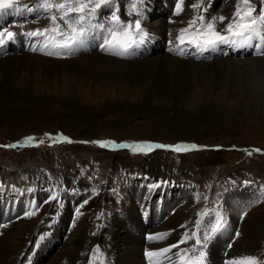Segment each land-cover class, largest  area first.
<instances>
[{
    "label": "rangeland",
    "instance_id": "374dc122",
    "mask_svg": "<svg viewBox=\"0 0 264 264\" xmlns=\"http://www.w3.org/2000/svg\"><path fill=\"white\" fill-rule=\"evenodd\" d=\"M212 1L214 6L209 7L213 10L218 0ZM231 1L233 7L229 5L223 9H235L238 6L235 0H224L226 4ZM23 3L35 4L39 8L41 0H15L14 5ZM255 6L253 14H264V5L262 13L258 5ZM45 12L49 16L52 14ZM153 13L154 10L148 13L144 30H159L160 33L164 31V24L158 20L154 24L155 28L149 24ZM222 15L223 10L220 17ZM102 22L106 21L102 19ZM42 23L47 28L51 27L50 19L43 20ZM34 24L36 27V22ZM17 29L15 25V31ZM96 38L100 40L99 43ZM151 38L152 35L147 33L145 39ZM157 38L158 42L162 39L159 35H156ZM102 41L103 38H99V35L92 36L89 41L92 46L90 53L96 50L101 54L108 53L104 50ZM249 44L242 47L247 48ZM13 46H6L5 43L0 49L3 47V51H11ZM151 46L156 47L154 44ZM65 50L67 49L57 47L58 54L50 57L60 61L43 62L47 71L32 70L34 80L30 88L31 101L8 100L0 96V183L6 182L1 178L11 181V175H14L17 182L21 180L23 183L18 185L12 180L8 187L5 184L0 186V193L6 191L4 202L8 206L13 205L15 199H19L25 207L29 205L25 212H21L22 216L1 217L0 239L1 234L4 237L0 261L7 262L11 252H16L10 258L16 261L11 264L18 261L19 264H69L68 257L60 253L73 250L79 236L84 234L85 247L78 250L81 264L82 260L85 264L116 262L115 254L125 252L128 246L126 244L132 236L118 225L116 229L120 232L116 245L120 251H117L112 250V240L107 231L113 221L123 222L128 217L126 209L129 211L132 206L130 203L137 197L141 189L140 183L151 182L155 175L161 185L160 178L180 179L178 183L184 180L190 194L187 200L178 202L179 207L157 230L169 231L166 236L150 238L153 230L159 227L158 224L148 232L143 231V226L136 233L141 236L142 241V250L138 252L142 253L147 243L151 244L150 251L155 253L162 248H171L166 253L168 256H160L164 259L163 263L180 264L176 253L188 249L189 256H199V250L192 251L199 248L196 238L203 243L204 235L208 234L211 239L206 242L207 247L203 250L205 261H210L220 255L222 249L226 247L228 251L231 247L228 245L230 233L225 237L221 230L211 233L218 213L222 218L221 225L233 221L238 226L237 229L233 227L231 232H239L238 236L241 237L239 242L237 240L240 237L234 241L228 260L246 256L264 259V103H253L247 98V91L242 93L236 86L226 87L225 82L219 83L215 78L214 81L206 80L201 76L197 79L200 85L189 82L192 92L187 98L188 105L186 102L183 104L175 100L160 99L156 93L148 102L144 95V85H115L106 78L103 83H99L86 75L82 69L87 70L90 65L85 60L95 54L63 62L70 59L67 55L59 58ZM24 55L12 58L21 59ZM252 55L254 60L263 57L254 53ZM3 60L0 59L1 62ZM48 71L53 72L49 74ZM27 74L24 69L19 71V77ZM1 87L3 84L0 82ZM12 91H15L14 87ZM195 97L196 103L191 104V99ZM175 103L178 108L171 111L170 108ZM211 107L223 113V116H213L206 121L197 119L199 113L209 114ZM164 110H169L172 115L173 130H164ZM186 114L196 119L189 132L185 131ZM74 116H84L86 123L80 122L81 127L69 129L66 125L73 126L70 118ZM61 134L64 137H60ZM105 139L111 140L112 143L109 141L108 144L112 146ZM103 142L106 144H102ZM161 144L165 147H156ZM177 145L185 147L181 151H175ZM192 145L196 147L193 148ZM154 156V161L150 162ZM25 182L29 183L28 190L45 189L46 192H42L40 197L34 190L33 195L30 192L26 195ZM41 183L43 186L39 187ZM178 183L173 181L168 185L167 192L172 196L183 191ZM239 184L247 188L241 203L234 192ZM159 187L162 189V186ZM174 202H168L167 205L170 208L177 207L176 201ZM66 205L71 209L69 215L65 213ZM18 206L21 208L22 204ZM136 209L137 205L130 209L134 216H137ZM160 210L157 208L155 212ZM202 213L208 215H201ZM9 217L12 218L7 219ZM155 222L152 220V224ZM186 227H191L189 236H195L180 243L184 239L182 233ZM51 241L53 245L59 243V248L62 243L65 244L55 255L52 251L45 257L42 252ZM174 244H178V247L173 248ZM186 245L187 248H184ZM155 246L161 249L154 248ZM28 255L30 261H27ZM53 255L55 257L52 259ZM218 258L223 259L225 264V255Z\"/></svg>",
    "mask_w": 264,
    "mask_h": 264
},
{
    "label": "bare ground",
    "instance_id": "6f19581e",
    "mask_svg": "<svg viewBox=\"0 0 264 264\" xmlns=\"http://www.w3.org/2000/svg\"><path fill=\"white\" fill-rule=\"evenodd\" d=\"M159 1L160 0H144L142 13L144 11L145 13L142 14V16H140L141 23H142L141 27L143 29L147 25L146 17H148V13L152 10H154V13L152 15V20L150 21L149 24H151L153 28H155L154 24L157 23L156 22L157 20L161 22V24H164V31H161L160 33H159V30H156L155 32L146 30L147 33L152 35V38L149 40L144 38L147 41L146 42L147 47L144 50V55H146L147 57L143 59H138V58L118 59L117 57L112 56L109 53L101 54L97 50L90 53V51L92 50V47L88 45V46H85L82 51L75 50L73 52H70L67 55L68 57H70V59L63 61V62L73 61L75 59H80V58H84L86 56L95 54V56H90L88 60H85V62H88V64L92 66V67L88 66L89 69L87 68V70L82 69V71H84L86 75L93 77L99 83H103V79L106 78L111 84H115V85H129L130 87H137V86L144 85L145 86L144 95H145L146 101L148 102H150V99H152V96L156 93V96L160 99H165L168 101L175 100L178 102H182L183 104L186 102V104L188 105L189 102L187 98L190 96L189 95L190 92H192V86L189 85V82L190 81L194 82L196 86L200 85V82L198 83L197 79H199V76H201V77H204L206 80L210 79L214 81L216 79L219 83L225 82L226 87L236 86L237 90H239L242 93L247 91V94H246L247 98L253 101V103H257L261 101L264 103V55L262 58L255 59V60L252 59V57L250 56L246 57L247 53H250L251 55L254 53L257 56H260L261 50H260L259 40L262 39V38L260 39V35L255 40H252L250 44L247 46V48H244L242 46L240 48H236V52H235L236 56H239L238 51H243L242 49H245L242 58L221 57L216 60L210 61V63L208 64V62L201 63V62L192 61L191 59H185L182 57L173 56L170 49H172L175 46L174 42L180 36L181 30L189 29L188 33L185 34V36L189 37L190 31L195 32L196 29L202 28L203 25H206L209 22V20H208V17L204 15L203 11L206 8H208L209 15H213L216 12L215 8L213 10L211 9L213 8L212 5L214 6V3L212 0H209V2H207L206 0H190V1L183 0V3H181V0H172L173 3H177L180 6L179 9H177L174 12V14H172L171 11H169V9H164L165 11L156 10L157 8H161L160 6L163 1H168L169 3H171V0H161V2ZM157 2H159L158 5H157ZM125 3L127 4L126 10H131L132 2H130V0H125ZM216 4H218V1L216 2ZM237 4L238 6H240L239 3ZM194 5H199V7H194ZM138 6L139 4L137 5V7ZM238 6H236L235 9L234 8L232 9L222 8L221 9L223 10V15L221 17H225L224 21L222 23L220 21L214 22L216 25L219 26L220 31H222L226 27V25L229 22H231L233 19L236 20L235 11L237 10ZM17 9H18V13H20V18L17 19V21L19 22L18 24H19L20 31L16 33L13 39V44H15V46L17 47V50L15 51L14 54H12V50L6 51L8 52V55L5 57H0L1 60L5 59L2 62L0 61L1 62L0 63V82L1 84H3V87L0 88V96H3L4 98L8 100L31 101L32 98L30 95V91H31L30 88H31V82L32 80H34L32 76V70L47 71L46 65L43 62H49L48 60L60 61V59L59 60L57 59L54 60L52 58L48 59L50 55L54 56L58 53L55 47L56 41L55 39H50L49 37L51 36L49 34L39 35V36L27 35V33L37 31L38 30L37 28H39L37 27L35 29L32 25L31 20H28V17L32 14V11L33 12L35 11V6L34 7L30 6L29 8V5L23 4V5L14 6L12 9H9L8 13L4 10L3 12H0V23L2 22L4 17L8 18L9 13H12V12L15 13ZM28 9H31V11H29ZM105 10H110L112 12L115 11L114 5H103L98 10L96 14V18L92 21L93 24L98 22L99 20V17H97V15L103 14ZM123 12H124L123 9H121L120 14H123ZM102 17H105V15L103 14ZM47 18H48V15H46L45 20ZM201 18L203 19L201 20ZM168 19H169V24L167 25L166 23ZM238 19L239 18L237 17V21ZM193 20H195L196 23L192 25L191 28H189V24ZM261 27H264V25H261ZM42 29L43 28H41L40 31H43ZM96 29L97 28H94V30ZM156 29H159V28H156ZM91 30H89L88 32H91ZM94 33L98 35V31H94ZM104 33H107V31H104ZM156 35H159L160 38L166 37V41L168 42V46L162 47V51L161 50L154 51V47L151 46L153 44L157 46V44L159 43L158 42L159 39L158 38L156 39ZM89 36L90 35H88L87 33L86 37H89ZM104 37H105V34H99V38L104 39ZM29 39H35L36 41L34 44H31L29 42ZM96 42L99 43L100 40L96 38ZM21 54H25L21 59L12 58L14 56L19 57L21 56ZM107 54H109L110 56ZM183 54H187V52L184 51ZM9 58H12V60ZM120 61H124L128 63H124ZM36 62L38 63V65H34ZM109 66H110V69H109ZM21 69H24L25 71H27L28 74L26 76L24 75L22 77H19V71ZM52 72H50L49 74H52ZM213 73H215L214 76H209ZM12 87H14L15 91H12ZM204 89L205 88H203V92L206 93ZM209 89H211V87H209ZM11 91L13 93H11ZM194 99H196V97L191 99L192 101L191 104L196 103ZM177 108L178 106L175 103L171 106L170 110L174 111ZM211 108L212 109L209 110L210 111L209 114L199 113L197 119L206 121L212 118L213 116H216V117H220V115L223 116V113L216 111L214 107H211ZM159 112H161V110H159ZM162 115L164 117L163 119L165 120L164 125H163L165 128L164 130H169V131L173 130L174 127L171 125L172 115H170L169 110L168 111L164 110L162 112ZM185 120L187 121L185 131L189 132L191 129H193V125L196 119L193 117H190L189 114H186ZM80 122L82 124L86 123L84 116L83 117L74 116L70 118V123L73 126L69 124H67L66 126L69 129H72V127L79 128L81 127ZM74 124H76L77 126H75ZM60 137H64V135L61 134ZM105 140L107 144L109 143V141L111 142V140L109 139H105ZM106 142H103L102 144L105 145ZM108 145L112 146V144H108ZM154 159H155V156L152 158L150 162H153ZM150 166L152 167V165ZM152 178L156 180L155 182H153V185H152L153 189L155 190L151 191L149 195L152 194L155 196L156 194H161L162 189H160L159 187L161 186V184H159L160 181H158V176L155 175ZM1 179L6 182H1L0 186L5 184L8 187L12 180L18 185L23 184L21 180L20 182H17L14 175H11V181H8L5 178H1ZM165 179L166 178H160V180H165ZM182 182L184 181L182 180ZM40 185L43 186V183H41ZM139 187L143 188V185L140 184ZM182 188H183V191L185 192L187 191L186 185L182 184ZM40 190H41L40 193L46 192L45 189H40ZM235 190H239V188H236ZM27 192H29V190H27ZM5 193L6 191H2L0 193V201L5 200L4 197L5 198L7 197ZM145 197H149V196L140 197L136 201V204H140V205L143 204L144 214L147 213V206L144 202ZM164 200L172 204L175 203L174 201H169L167 197H165ZM5 203L7 202H4V204ZM132 207H134V205H132L129 208V211L127 209V213H128L127 222L128 223H126V225L123 224L121 220H115L112 222V227L110 228V230L107 231L108 236H110L112 240L111 242V245L113 247L112 250L120 251V248L116 245L118 244V241H117L118 234H119L118 232H120L119 230L116 229L118 225H121L124 228L123 231L126 232L130 237L132 236V238H130L128 240V243L126 244L128 246L126 247L125 252H119L118 254H115L116 262H112V264L114 263L144 264V261L142 259V253L138 252L142 250V241L140 238L141 236L136 235V233L143 227V224L140 220L141 214L139 212H136L137 216L132 215L130 212V209ZM168 207L169 206L167 205V209L169 210L170 207L169 208ZM8 208L9 210H0V218H1V215L5 213L8 215H11L12 206H9ZM152 208H153V211L155 212V209H157L156 202L153 203ZM22 211L23 210L20 211V209L15 210L14 214L19 215V213ZM67 212L68 210L66 209L65 213ZM159 213L161 214L162 217H164L165 214L162 208L159 211ZM10 218L12 217H9L7 219H10ZM2 219L3 218H1L0 221ZM9 224H10L9 225L10 227L11 222H9ZM178 225H180V221L178 222ZM155 227H156L155 225H152V227L149 228V230H153ZM182 227L184 226L182 225ZM1 235L2 237L0 239V249H1V246L3 245V237H4L3 234ZM83 235L81 234L79 236L80 238H78V241L76 244L72 242L75 245V248L71 250L73 252L64 250L62 253H60L61 255H66V257H68L69 264H81L80 263L81 258H80V254L78 253V250L83 249V247H85L83 245L86 242V238ZM68 238L70 239V237ZM240 239L241 237L238 238L237 241L239 242ZM63 244L65 243H62V245L59 248L58 247L59 243L57 245L56 244L53 245L52 241L49 242V244H47L48 248L42 252V255L47 257L52 251L54 252V255H55L56 252L62 248ZM157 246H155L154 248L161 249ZM145 247L147 248V250L150 251L151 244L147 243ZM31 251L29 252V255ZM11 254L12 255L10 256V258L16 255V252H11ZM29 255L27 257V261H30ZM54 255L52 259L55 257ZM8 256L9 255H7V257ZM10 258L8 257L7 262L0 261V264H11L14 261H16ZM30 263L34 264L35 262H30ZM82 264H85V261L82 260Z\"/></svg>",
    "mask_w": 264,
    "mask_h": 264
},
{
    "label": "snow or ice",
    "instance_id": "6c2138e0",
    "mask_svg": "<svg viewBox=\"0 0 264 264\" xmlns=\"http://www.w3.org/2000/svg\"><path fill=\"white\" fill-rule=\"evenodd\" d=\"M15 0H0V12L4 10L12 9L14 7ZM112 0H41L39 8L49 11L51 27L45 28L43 31L37 30L27 35L39 36L47 33H56L62 37V40L57 47L70 49L78 41H81L86 33L92 28L104 29L103 24H93L92 21L96 18L97 10L103 5H110ZM183 3V0H181ZM140 8L143 7L144 0H133L131 5V11L128 15H132L133 12L137 16H142ZM179 5L177 8L179 9ZM199 7V5H194ZM31 11V9H28ZM255 9L251 6L249 0H242V6H238L235 16L238 17V21L233 19L229 22L222 31H216L214 23L203 25L202 28L196 29L192 34V38L188 40L189 44H194L198 50L204 51L207 48L214 47L219 43H231L233 45H247L254 38L264 34V15L253 16ZM119 9H116L111 14V27L107 28L108 37L104 38L103 48L105 51L111 52L113 55L125 56L129 54V50L134 46L142 43L147 33L141 27V20L136 19L134 22L128 21L125 23L121 20L118 14ZM203 18H201L202 20ZM225 17H220L219 20L222 23ZM63 22V26L61 24ZM196 23L195 20L191 21L189 28ZM66 29V30H65ZM189 29H182L181 34L178 37L180 42H185V34ZM227 33V34H222ZM16 33L4 29L0 31V46L4 45L7 41L14 39ZM110 37V38H109ZM54 39V37H49ZM261 54H264L262 52ZM31 139V138H29ZM42 142V141H41ZM137 147H143L137 145ZM150 147V146H149ZM156 147H165L164 145H156ZM185 146H175V151H181ZM191 147L195 148V145ZM201 215H208V213H202ZM221 217L217 213V222L211 228V233L215 234L221 226ZM199 226V222H197ZM195 236V234H193ZM193 236L185 234L184 239L180 243H185L188 239H192ZM211 237L205 234L203 237V243L199 238H196V245L198 249H193L195 252L199 250V256H189V250L183 249L176 253L180 264H204L205 252L203 249L207 247V241ZM173 248H177L178 244L172 245ZM171 248H163L160 252H148L149 257L157 255H165L170 252ZM167 258V257H165ZM228 264H264V259H258L256 256H246L237 260H230Z\"/></svg>",
    "mask_w": 264,
    "mask_h": 264
}]
</instances>
